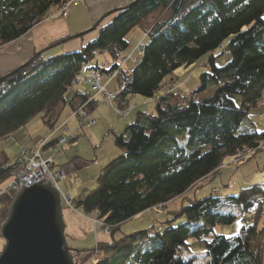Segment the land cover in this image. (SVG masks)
<instances>
[{
    "label": "trees",
    "instance_id": "trees-1",
    "mask_svg": "<svg viewBox=\"0 0 264 264\" xmlns=\"http://www.w3.org/2000/svg\"><path fill=\"white\" fill-rule=\"evenodd\" d=\"M71 1L0 0V52L48 22L50 11ZM123 7L105 13L94 30L97 36L80 50L32 60L34 52L23 69L0 81V139L36 117L53 131L66 107L73 111L77 103L87 102L90 93L80 84V76L97 52L117 58L128 50L131 31L142 28L144 56L129 75H118L114 88L122 96L155 100L156 113L140 111L120 134H114L122 154L99 171L95 189L71 198L75 210L96 217L107 238L74 251V262L193 264L189 242L195 240L208 257L204 264H264V184L225 197L215 190L200 200L187 194L218 174L228 160H244L240 158L244 150L253 156L264 147V130H248L251 123L242 130L251 109L264 100V0H135ZM225 41L230 59L217 66L213 53ZM205 55H209L207 70L199 75L196 90L160 95L166 84L176 81V70ZM89 68L98 75L111 70ZM209 87L213 93L199 98ZM87 107L93 110L95 102ZM181 135H186L185 145L178 142ZM55 142L45 141L42 150ZM8 163L0 152V182L10 175ZM15 193L0 197V226ZM179 198L183 205L159 219L164 207ZM151 209L157 213L147 230L115 239L126 222ZM238 216L242 225L235 235L215 232L218 226L232 225Z\"/></svg>",
    "mask_w": 264,
    "mask_h": 264
},
{
    "label": "rangeland",
    "instance_id": "rangeland-1",
    "mask_svg": "<svg viewBox=\"0 0 264 264\" xmlns=\"http://www.w3.org/2000/svg\"><path fill=\"white\" fill-rule=\"evenodd\" d=\"M78 2H79V0H78ZM78 5H79V3L77 5H69L66 8V11H64V12H66V15H68L70 10L77 9ZM53 14H54V11L52 13L50 11L49 15L52 16ZM156 15L153 16V18L152 17L150 18V20H149L147 25L151 26V23L153 22V20L156 19L155 18ZM62 17L61 16H57L55 18L52 17L53 19L48 20V21H58V19H60ZM77 17L78 16L73 18V22H68V24H67V27L69 28V30H75L76 31V33H72L68 37H72V36H74L76 34L84 33L86 30H88L91 27H93L92 25H90V16L88 15V13H86L85 17L82 20L76 21ZM63 18H65V16ZM263 19H264V15H263ZM97 21L94 23V25L97 23ZM57 31H60V29H58ZM40 32L41 31H36L35 30V31L32 32V36L36 37V34H39ZM145 34L146 33H145V31L142 28H135L134 30H132L131 33L129 34V37H128V41H129V44H130L128 50L125 53H123L121 55H118L117 58L112 59L111 62L108 65L106 64V65L102 66V68L104 70L105 69H107V70L111 69L110 72H108V74H101V75L96 74V75H94L92 77H88V78H97L98 77L101 80L102 86L106 90L112 91V93H117V95L119 94L118 98L119 97L121 98L120 101L121 100H125V99H129L130 102L133 104L132 99H131L132 96H122L121 92L118 89L108 88L109 87L108 85L110 83H114L116 78L118 77V75L120 73H122V72H124V73L129 75L131 69L144 56V54L142 56H140L138 54V49L142 50V48H143L142 45H144V47L146 45ZM96 36H97V32L93 31V32L87 33L85 35H82L80 37L73 38L71 40H67L66 42H64L62 44H59V45L51 48L50 50L46 51L44 53V56L45 57L56 56V55L64 54V53H67V52L78 51L77 50L78 48L80 50L82 47H84L89 41L94 39ZM68 37H66V38H68ZM66 38H64V39H66ZM49 39H50V37H49ZM53 39H55V38H53ZM50 41H53V40H50ZM226 44H227V41H225L224 45H222L220 48H218L213 53V55L215 56L214 58H215V63H216L217 66H223L230 59L229 54L227 52H225ZM5 47H7V46H5ZM4 48L1 51H3ZM131 54H133V56ZM104 55H108V54L106 52H104L102 54H99L97 52V55L95 56V58L93 59L92 62H95V59L103 58ZM119 56H122V57L131 56V59H134V62H132L131 60H128L126 63L123 64L124 67L122 69L121 68L122 64L120 66H118V63H117V62H119ZM208 58H209V55H205V56L201 57L198 61H196L194 64H192V65H190V66H188L186 68H180V69L176 70L174 72V77H175L176 81H174V83H172L174 85V91H178L179 93H181L183 95H188L191 92H193L194 90H196L198 88V86H199V75L202 72L207 70L206 69V62H207ZM128 63L133 65L132 68L128 66ZM112 64H114V68L112 67L113 66ZM93 65H94V63H93ZM114 69L118 70V72H116L115 74H111ZM13 70H11V71H13ZM101 77H103V79H101ZM85 79H87V78H84V81H82V79H81L80 80V84L83 83V85L85 87H87V90H89V93H90L89 94L90 96L88 97L87 102L83 103V104H86L85 105V110H86V112L88 114V120L90 121L89 122L90 124H89V126H87L86 129L88 130L94 124V121L89 116L90 111L87 109L88 108L87 107L88 104L91 103L92 101H94L96 107L97 108L99 107V109H97L98 110L97 112L100 115V117H99L100 121H99V123H98V125L96 127L97 128V136L95 135L94 139L91 138V142L92 143H96L98 141V135H100L99 132H102L103 136L101 137V139L103 141V148H101L99 151H101L103 153V150H105L106 153H107V152H110V150L108 148V143H112L115 146L114 134L118 135L122 131L118 132V131H113V129L109 130V127H108V129L105 132L104 128L106 127V125L109 124V122H111V120L109 118V113H110L109 111L110 110H109L108 106L111 108V106L113 107L114 105H113V103H104V101L102 99L103 98L102 95H100V94L98 95V94L93 93L90 90V87L85 83ZM104 81H105V83H108V84L106 85L104 83ZM167 85H169V84H166L165 86H167ZM81 89H83V87ZM212 93H213V88L209 87L207 91H205V92H203L202 94L199 95V98H204V97L210 96ZM71 94H72V92L68 93V97ZM160 95H166L165 94V90L162 93H160ZM135 97H140L141 99H143V101H145L148 104L144 107V109H141L137 105V109L131 115L130 120L128 121V123L133 122L135 120V117H136L137 113L142 111V110H143L142 112H145V113H148V114H152V115L156 113V102H155V100L146 99V98H143V97L138 96V95H136ZM98 101H99V104L97 103ZM83 104H78L77 103L75 110L71 111V115L70 116L76 119L75 113L77 112V109L79 108V106H81ZM106 105H107L106 109L108 110V115L107 116H106V112H105L104 108H102V107H104ZM68 110H69V107H66V109L64 111H68ZM111 110H112V108H111ZM263 112H264V100L257 107L251 109L250 116L245 120V122H244V124L242 126V130L247 131L246 128L248 127L249 123L252 124V126H250L251 129H248L250 131H253V130L261 131V130H264V119H263V114H262ZM64 115L65 114H63V116ZM120 117H122V116H120ZM61 118H62V116H61ZM123 118H125V117H123ZM127 119H129V118H127ZM64 126H63V128H64ZM38 127L42 129V134H46L47 133V130L45 129V127L43 126L40 118H38V117H36L33 120H31L29 122V124L26 127H24V129H28L29 131H31V130H37ZM65 128H66V126H65ZM64 131H65V129H64ZM115 132H118V133H115ZM79 134L82 135V134H84V132L80 131ZM53 135H54V133H52V131H51V133L49 134V138L53 137ZM82 137H84V136H82ZM1 142H4V141L2 139H0V143ZM178 142L181 145H185L186 144V135L179 136L178 137ZM41 144L36 145V148L34 149L35 152L38 151L41 148ZM9 145H11V146H9ZM261 145H264V141L262 142ZM8 146H7L8 148H12L13 149V150H11L10 153L12 155L16 154V152H15L16 149L14 148V144H8ZM79 147H80L81 157L80 158H76V159L72 158V157L69 158L67 161H65V165L64 166L65 167L67 165H71L72 166V169H73L72 171L75 172V173H73V175H72L73 177L71 179H72L73 182L77 183L76 185L78 187L86 188V191H91V190L96 188V186H97V181L96 180H97V176L99 174V171L107 164V162L104 163L99 168L97 166L98 170H97L96 173H94V171L88 167L90 164H92V162L90 160L87 161V159H83V158H86L84 156H87L88 153L91 152L90 148L92 147V145H90V141L89 142H82V140H81V142L79 144ZM115 147L117 148V146H115ZM2 148L3 147L0 144V149H2ZM24 149H26V148H24ZM117 151H119L118 148H117ZM121 154H118V156L121 155ZM250 154L251 153H248L247 150H244L242 153H240V158L241 159L245 158L244 160L238 161V162H232V161L228 160L225 163V165H224L225 168L221 169L220 172L218 174H216L213 178L206 179L205 181H203L200 184L201 186L195 187L194 190H192L190 192L189 197L193 198L194 193H197L195 198L200 200V199H203V198H205L207 196H210L211 194H215L214 190L216 191V195L217 196H220V197L232 196V195H236L241 189H243L245 187L251 186L253 184L254 185L255 184H264V147H263L262 150H260L258 153L254 154L253 156H249ZM41 157L43 158V160L51 158V156H49V155L47 157L45 156V158H44L42 156V151H41ZM82 160H86L87 161V162L85 161V164H83V166H85L87 168L84 171L81 168ZM228 164H230V165L227 166ZM56 169H57V167L56 168L51 167V172H54V170H56ZM66 169L69 170V167H66ZM57 171H59V170H56L55 172H57ZM11 180H13V177L11 175H9L7 180H5L4 182H0V197L5 195L4 191L7 188L8 184L11 182ZM233 183H234V186H232ZM235 183H236V186H235ZM61 188H62V185L60 186V189ZM81 192H82V190L79 193H81ZM65 195H66V193H61V200H63V201L65 199L69 200L70 201L69 203H68L67 200H65L66 204L68 205L69 208H71V210H75L72 207V205H71V198L68 195L67 196H65ZM179 201H182V200L179 198ZM154 213L156 215L157 212L155 211ZM82 215L85 216V217L91 218V221L94 224H98L99 223V222H97L96 217L94 215H89L88 216V215H85L83 213H82ZM163 217L164 216L161 215V217L159 219H162ZM144 220H146V219H144ZM146 222H144V223H146ZM144 223L142 221H140L138 224H136V222H130V221L126 222L121 227V230L117 231L115 233V235H114L115 239H119L123 235L131 234L129 232H131V230H132V228H134V226H138V227L142 228V226H144ZM241 225H242V219L238 216L236 218V221L232 225L226 226V227L218 226V227H216L215 232L218 233V234H222L224 236H232V235H235L239 231V229L241 228ZM140 230H147V229H140ZM91 235L92 234H90V233H88V234L85 233V234H83L84 238L82 240H79V241H76V242L77 243L82 242L81 244H84L82 246L86 247V249L92 248L95 245V241H94V239H92ZM65 236H66V234H65ZM85 236H87V238ZM67 243H68L69 246H71L74 242H72V240L69 239V240H67ZM189 251H190V254H191L190 256L194 257L193 264H204L208 260V257H207V255L205 253V249H204L203 245L200 242H198V241L191 240L189 242ZM85 264H89V263H85Z\"/></svg>",
    "mask_w": 264,
    "mask_h": 264
},
{
    "label": "crops",
    "instance_id": "crops-1",
    "mask_svg": "<svg viewBox=\"0 0 264 264\" xmlns=\"http://www.w3.org/2000/svg\"><path fill=\"white\" fill-rule=\"evenodd\" d=\"M133 1L135 0H79L78 8L70 10L68 15H66V12H65V15H64L65 18H63L64 17L63 16L62 18L58 19V21H48L46 23H43L42 25L33 29L30 33H28L21 40L11 43L7 47H5L4 50L0 52V76L9 73L11 70L15 69L16 67H19L22 64H24L34 54V52L36 53L44 49L45 47L51 45L54 41L66 38L72 33H76L75 30H69V28L67 27L68 22H73L74 17L78 16L76 18V21L82 20L85 17L86 13H88V15L90 16V25L93 26L94 23L97 20H99L105 13L110 12L114 9L121 8L125 4L133 2ZM58 29H60V31H57ZM35 30L41 31V32L39 34H36V37H33L32 32ZM50 40H53V41H50ZM77 50H79V48ZM131 55L133 56V54ZM111 60L112 58L109 55H104L103 58L95 59V62H92L85 68L84 72L80 76L81 77L80 80L81 79L83 80L84 78L92 77L97 74V72L89 68L93 66V63L94 65L102 67L106 64L108 65L111 62ZM128 66L132 68L133 65L128 63ZM101 79H103V77H101ZM105 84L107 85L108 83H105ZM108 86H109L108 88H114L115 84L110 83ZM131 99H132L133 104L135 105V108L132 114L137 109V105L141 109H144V107L148 104L145 101H143V99H141L140 97L133 96ZM106 107L107 105L102 108H104L106 112V116H107L108 110L106 109ZM108 108L110 110L109 118L111 122H109V124L106 125V127L104 128L105 132L108 129V127H109V130L113 129V131H118V132L122 131L124 128L123 126L126 123H128L132 114L128 117L123 118L115 114L114 111H112L113 110L112 106H111L112 110L109 106ZM97 109H99V107L98 108L95 107L93 110L90 111L89 116L94 121V124L88 130L85 128L83 130L84 134L82 135H80L76 129L77 120L70 116L71 111L68 110V111H64L61 115L62 118L60 117V119L58 120V124L55 127L56 132L54 133L53 137L49 138V134L51 133V131H49L46 128H45L47 130L46 134H42V129L39 127L37 130H31V131H29L28 129L22 128L15 134H13V136H10L6 139L2 138L4 142L0 143L3 147L2 149H0V152H3L5 154L6 158L8 159V162H13L20 155L19 147L26 148L29 151L35 152L34 149L36 148V145L43 143V141L49 142L50 140L57 139L58 137L62 136L64 133L73 135L75 139H73L68 145L60 149L55 155L51 156L47 152V150H41V151H42V156L44 158L45 156L47 157L48 155L52 157V160H53L52 167L53 168L57 167L56 170L61 171L63 174H65V176L67 175L66 176L67 178H65L64 181L58 184V187H59L58 191L60 195L61 193H66L65 196L68 195L72 199L76 198L80 194L79 192L81 190L82 192L85 191L86 188L78 187L76 185L77 183L72 181L71 178L73 177L72 175L75 172L72 171L73 169L71 165L66 166V167H69V170H67L64 165H65V161H67L71 157L75 159L81 157L80 147H79L81 140L82 142L90 141V145H92V147L90 148L91 152H89L87 156H84L86 158H83V159H87V161L90 160L92 162V164H90L88 167L92 169L94 173H96L98 170L97 166L98 168L101 167L104 163L106 162L108 163L109 161L116 158L118 154L121 153L120 150L117 151V148L112 143H108V148L110 152L106 153V151L103 150V153H102L101 151H99L101 148H103V141L101 139V137L103 136L102 132H99L100 135H98V141L95 139L97 141L96 143L91 142V138L94 139L95 135L97 136L96 127L100 121L99 120L100 115L97 112L98 111ZM63 114L65 115L63 116ZM64 125L66 126V132H64V128H63ZM118 132H115V133H118ZM8 144H14V148L16 149L15 151L16 154L12 155L10 153L11 150L13 149L8 148L9 146H11V145L8 146ZM85 161L86 160H82L81 168L83 171L87 169L85 166H83V164H85ZM56 170H54V172ZM61 185H62V188L60 189ZM192 190L194 189H190L187 194H190ZM196 194L197 193H194V197H196ZM62 203H63L62 213H63V220L65 224L66 240L70 239L72 240V242H74L71 246L68 245L70 249H73L72 251L86 249V247L82 246L84 245V244H81L82 242H79V243L76 242V241L82 240L84 238L83 234L85 233L92 234L91 236H92V239H94L95 241V245L97 242L107 240L106 236L100 232V228L91 221V218L83 216L82 212L80 211L71 210V208H69L68 205L66 204L65 200L64 201L62 200ZM182 205H183L182 202L179 201V199H176L168 203L164 207V211L161 212V215L166 214L167 212H170V211H176ZM154 212H155V209H151V210H148L136 216L132 220H130V222H136V224H138L140 221H142L143 223L146 221L147 222L144 223V226H142V228L138 226H134V228H132L131 232L129 233L140 231V229L149 228L153 224L154 218L156 216ZM85 237L87 238V236ZM2 246H3V241L0 239V251L2 249Z\"/></svg>",
    "mask_w": 264,
    "mask_h": 264
},
{
    "label": "water",
    "instance_id": "water-1",
    "mask_svg": "<svg viewBox=\"0 0 264 264\" xmlns=\"http://www.w3.org/2000/svg\"><path fill=\"white\" fill-rule=\"evenodd\" d=\"M101 21L102 18L84 33L45 47L31 59L67 40L93 32ZM29 62L1 76L0 81L16 74ZM0 238L3 241L0 264H76L65 236L61 195L44 178L29 188L22 185L17 190L7 218L0 226Z\"/></svg>",
    "mask_w": 264,
    "mask_h": 264
},
{
    "label": "built area",
    "instance_id": "built-area-1",
    "mask_svg": "<svg viewBox=\"0 0 264 264\" xmlns=\"http://www.w3.org/2000/svg\"><path fill=\"white\" fill-rule=\"evenodd\" d=\"M78 0H72L69 4H66L59 9L54 11V14L52 16H47L46 21L51 20L57 16L60 15H65L66 8L69 5H76ZM53 17V18H52ZM142 50L138 49V54L142 56L144 54V45H142ZM128 60H131L134 62V59H131V56L128 57H122L119 56V62L118 66L122 64V69H123V64L126 63ZM114 66V64H112ZM118 72V70L114 69L111 74H115ZM84 81V79L82 80ZM85 83L90 87V90L95 93V94H100L102 95V99L104 103H113V111L115 114L122 116V117H128L134 110L133 104L130 102L129 99L121 100L120 97L118 98L117 93H112V91L106 90L102 84L101 80L97 78H87L85 79ZM165 94L168 95L172 92H174V85L169 84L165 86L164 88ZM163 90V91H164ZM99 104V101L97 102ZM85 105L83 104L79 106L77 109V112L75 113L76 120H77V131H83L87 126H89V120H88V114L85 110ZM74 115V114H73ZM88 120V121H87ZM64 129L66 132V128L64 126ZM56 129L52 131V133H55ZM74 139L73 135H69L64 133L62 136L58 137L56 139V142L47 147V152L53 156L55 155L60 149L68 145L72 140ZM44 142L41 145V148L36 151L32 152L27 149H24L22 147H19L20 150V155L19 157L13 161L9 162L6 166V169H9L10 175L13 177V180L8 184L7 188L5 189V193H8L10 191H16L23 185L26 188H29V185H33L36 182H39L43 178L51 182L53 187L57 190H59L58 184L62 181L65 180L66 176L63 174L61 171L57 172H51V167L53 165V160L52 157L48 158L46 160H43L41 157V150L44 145ZM67 200V199H65ZM68 203L70 202L67 200ZM70 206V205H69ZM158 209L161 211L163 210L162 206H159ZM96 225H101L100 223ZM102 227V226H101ZM104 234H108V229L104 228L102 230Z\"/></svg>",
    "mask_w": 264,
    "mask_h": 264
},
{
    "label": "snow or ice",
    "instance_id": "snow-or-ice-1",
    "mask_svg": "<svg viewBox=\"0 0 264 264\" xmlns=\"http://www.w3.org/2000/svg\"><path fill=\"white\" fill-rule=\"evenodd\" d=\"M246 2H247V0H246Z\"/></svg>",
    "mask_w": 264,
    "mask_h": 264
}]
</instances>
